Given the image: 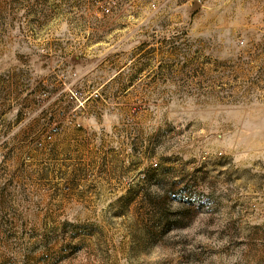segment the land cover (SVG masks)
I'll return each instance as SVG.
<instances>
[{
	"label": "rangeland",
	"instance_id": "374dc122",
	"mask_svg": "<svg viewBox=\"0 0 264 264\" xmlns=\"http://www.w3.org/2000/svg\"><path fill=\"white\" fill-rule=\"evenodd\" d=\"M127 1L0 0V264H264V0Z\"/></svg>",
	"mask_w": 264,
	"mask_h": 264
},
{
	"label": "built area",
	"instance_id": "2783aa9c",
	"mask_svg": "<svg viewBox=\"0 0 264 264\" xmlns=\"http://www.w3.org/2000/svg\"><path fill=\"white\" fill-rule=\"evenodd\" d=\"M167 0H128L134 6H147L152 11L157 10ZM100 15H110L114 9L120 7V0H94Z\"/></svg>",
	"mask_w": 264,
	"mask_h": 264
},
{
	"label": "crops",
	"instance_id": "0c3cea01",
	"mask_svg": "<svg viewBox=\"0 0 264 264\" xmlns=\"http://www.w3.org/2000/svg\"><path fill=\"white\" fill-rule=\"evenodd\" d=\"M50 46L54 48V49H53L54 51H56V49H57V50L62 49L61 47H56V43H51ZM70 48L72 49V47H70ZM64 59H65V58H64ZM133 60H134V59L129 60L130 63H129V62L124 63V64H123V67H125V66L128 65V64H131ZM71 65H72V66L74 67V69H75V65H74V64H71ZM72 66H71V67H72Z\"/></svg>",
	"mask_w": 264,
	"mask_h": 264
}]
</instances>
